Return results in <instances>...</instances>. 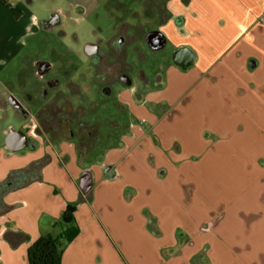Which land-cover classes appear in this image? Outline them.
<instances>
[{"label":"crops","instance_id":"obj_1","mask_svg":"<svg viewBox=\"0 0 264 264\" xmlns=\"http://www.w3.org/2000/svg\"><path fill=\"white\" fill-rule=\"evenodd\" d=\"M22 1L0 0V69L39 29ZM173 1L176 12L160 31L172 50L158 86L118 87L132 125L99 161H83L68 137L35 139L23 113L6 102L12 95L0 96V109L23 120L0 143V264H28L38 238L61 234L56 223L69 206L79 233L64 246L61 264H264V0ZM237 18L251 24L246 41L233 58L226 48L213 63L210 45L224 41L226 22ZM189 94L201 111H189ZM189 117L203 120L199 133L208 140L202 153H190L195 172ZM10 131L26 135L25 149L6 147ZM219 180L216 211L194 205L179 222L176 199L184 191L177 182L195 183L185 192L198 198ZM152 192L159 196L149 207Z\"/></svg>","mask_w":264,"mask_h":264},{"label":"rangeland","instance_id":"obj_2","mask_svg":"<svg viewBox=\"0 0 264 264\" xmlns=\"http://www.w3.org/2000/svg\"><path fill=\"white\" fill-rule=\"evenodd\" d=\"M22 2L31 10L39 29H35L31 37L21 39L23 45L18 55L0 69V96L11 94L13 97L27 99L30 110L28 114H22L25 119L23 124L28 134L33 132L32 137L35 139L52 142L61 140L64 137L60 133V127L65 121H70L72 133L69 139L75 144L83 161L93 162L107 148L120 143L121 137L132 125L128 111L116 99V91L121 85L117 81V75L124 72L132 80V86H142V91L158 86L172 47L167 44L161 49L152 50L147 45L145 36L150 31L160 32L163 29L176 12L175 2L32 0L29 5L26 0ZM179 3L186 6L187 0H179ZM56 12L60 14L59 25L44 28L41 23ZM239 22L238 18L226 22L229 36L224 41L215 43L216 39L213 40L215 45L211 44L209 51L213 63L221 58V51L226 48L233 58L235 50L246 41L252 29L251 24L243 26ZM99 41L103 57L94 64L86 55L85 46ZM1 56L0 53V58ZM40 62L49 64L51 71L38 79L34 71L35 64ZM50 79H56L59 84L48 89L43 99L40 92L46 89L44 82ZM102 83L110 85L112 92L109 97L100 96ZM30 96L33 99L31 103ZM64 106H67L68 114L64 111ZM208 106L211 109L216 105ZM194 109L201 111L202 104L189 94V111ZM22 122L21 116L14 111L0 109V143L4 140V130L10 126L19 128ZM202 125L201 118L189 117V166L193 171L197 169V160L191 159L190 153L200 154L208 146V140L202 139L199 133ZM212 168L218 170L222 166ZM198 169H201L200 166ZM169 181L165 183L169 184ZM221 183L223 184L221 180L211 183L212 187L207 190L210 195L208 199L206 189L201 196L198 194V198L195 194L189 195L188 199L185 188L190 192L195 183L189 182L186 187L183 182L178 181V188L185 193L178 191L175 214L177 220L185 222L190 207L194 205L199 208L207 206L210 213L216 211L219 206L217 192ZM163 186L168 189L166 184L163 183ZM155 195L159 196V193L152 192L146 198L147 206L154 207L157 204ZM160 195L161 203H164L165 195ZM193 213L196 220L201 218V213Z\"/></svg>","mask_w":264,"mask_h":264},{"label":"trees","instance_id":"obj_3","mask_svg":"<svg viewBox=\"0 0 264 264\" xmlns=\"http://www.w3.org/2000/svg\"><path fill=\"white\" fill-rule=\"evenodd\" d=\"M101 155L94 161H99ZM73 212V207H67L59 221H57L56 224L62 230L59 236H42L29 247L27 250L28 264H61L64 246L70 243L79 233L77 226L74 225Z\"/></svg>","mask_w":264,"mask_h":264},{"label":"flooded vegetation","instance_id":"obj_4","mask_svg":"<svg viewBox=\"0 0 264 264\" xmlns=\"http://www.w3.org/2000/svg\"><path fill=\"white\" fill-rule=\"evenodd\" d=\"M42 25H43L44 28L49 27L45 23H42ZM147 36H149V39L151 41V45L153 44L154 46H156L157 42H155V37H158L159 35L156 32H154V31H150V32H148L146 34L145 38ZM119 42H120V40H119ZM94 45L96 46V53L93 54L92 56H88V57H89L90 61L95 64V63L99 62L102 59V57H103V51H101V42L100 41L97 42V43H95ZM35 66H36V77L38 79H41V78L45 77L46 74L49 71H51V66L49 64H47V63H44V62L36 63ZM43 67H50V68L43 75H40L41 68H43ZM62 73L65 74L64 71H62ZM122 76H128V75L125 74L124 72L119 73L117 75V81L119 83H120V78ZM58 84L59 83H58V81L56 79L46 80L44 82V85H45L46 89L40 92L41 93L40 94L41 97L44 99L45 96L47 95V90L58 86ZM111 92H112V90L110 88V85L109 84L107 85V84H103L102 83L101 88H100V96L109 97L111 95ZM9 98L10 99H8V101H6L7 103H9V102L14 103L15 105H17V109L20 112H22V113H29V109H28V107L25 104V100H27V99H23V98H20V97H14L15 100H16V101H14L13 99H11V97H9ZM29 100L30 101L32 100V97L31 96H30ZM63 109H64V111L66 110L65 112H67V106H64ZM68 113L69 112H67V114ZM60 133L63 135V137H68V138L70 137V134L72 133V130H71V122L70 121H65L63 123V125L60 127Z\"/></svg>","mask_w":264,"mask_h":264},{"label":"water","instance_id":"obj_5","mask_svg":"<svg viewBox=\"0 0 264 264\" xmlns=\"http://www.w3.org/2000/svg\"><path fill=\"white\" fill-rule=\"evenodd\" d=\"M44 23L49 27H55L59 25L60 23L59 14L58 13L51 14L49 19ZM156 33L159 35L158 37H155V42H157L156 46H154L153 44L151 45L149 36L145 38L148 46L153 50L161 49L165 45V39L163 38V36L160 34V32H156ZM85 53L87 56H92L93 54L96 53V46L94 44H87L85 46ZM49 68L50 67L41 68L40 75H43L46 71L49 70ZM120 83L121 85L127 88H130L132 86V80L128 76H122L120 78ZM11 99L16 101L15 98L12 96ZM9 104L12 107L17 108V105H15L14 103L9 102ZM15 137H17V140L15 139ZM14 142H16L17 144ZM5 145L12 152H19L27 147V137L22 131H10L6 136Z\"/></svg>","mask_w":264,"mask_h":264},{"label":"built area","instance_id":"obj_6","mask_svg":"<svg viewBox=\"0 0 264 264\" xmlns=\"http://www.w3.org/2000/svg\"><path fill=\"white\" fill-rule=\"evenodd\" d=\"M30 133L33 135V132L32 131H30Z\"/></svg>","mask_w":264,"mask_h":264}]
</instances>
